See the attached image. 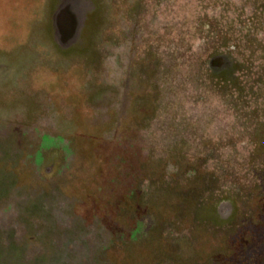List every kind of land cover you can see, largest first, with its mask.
Here are the masks:
<instances>
[{
    "label": "rangeland",
    "instance_id": "obj_1",
    "mask_svg": "<svg viewBox=\"0 0 264 264\" xmlns=\"http://www.w3.org/2000/svg\"><path fill=\"white\" fill-rule=\"evenodd\" d=\"M0 264H264V0H0Z\"/></svg>",
    "mask_w": 264,
    "mask_h": 264
},
{
    "label": "bare ground",
    "instance_id": "obj_2",
    "mask_svg": "<svg viewBox=\"0 0 264 264\" xmlns=\"http://www.w3.org/2000/svg\"><path fill=\"white\" fill-rule=\"evenodd\" d=\"M64 9V8H63ZM61 10L59 11V15L61 16L62 13L64 12V10ZM63 16V15H62ZM58 19V17H57ZM80 18L79 17H75L74 19L71 20V23H70V27L68 28L67 31H62L60 27V24L59 22L57 21L56 22V26H57V40L60 42V43H63L65 44L64 42L67 40H72L74 39L75 36H77V33L79 31V29L81 28V25H80Z\"/></svg>",
    "mask_w": 264,
    "mask_h": 264
},
{
    "label": "flooded vegetation",
    "instance_id": "obj_3",
    "mask_svg": "<svg viewBox=\"0 0 264 264\" xmlns=\"http://www.w3.org/2000/svg\"><path fill=\"white\" fill-rule=\"evenodd\" d=\"M65 3H66V2H63V3H62V7L60 8L59 11H61L63 8H65V7H64V6H65ZM58 14H59V13H58ZM57 16H60V15H57ZM79 18H80V16H79ZM58 19H59V17H58ZM58 19H57V21H58ZM79 20H80V25L82 26V20H83V17L80 18Z\"/></svg>",
    "mask_w": 264,
    "mask_h": 264
}]
</instances>
